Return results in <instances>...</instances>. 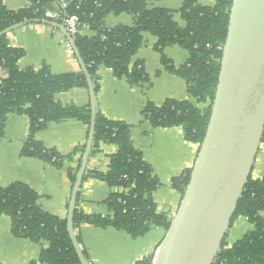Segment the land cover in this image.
<instances>
[{"label": "trees", "instance_id": "trees-1", "mask_svg": "<svg viewBox=\"0 0 264 264\" xmlns=\"http://www.w3.org/2000/svg\"><path fill=\"white\" fill-rule=\"evenodd\" d=\"M28 5L19 10H8L0 0V32L25 20L44 19L62 25L65 16L77 18L78 33L71 37L92 81L98 91L97 70L110 69L115 77L124 78L128 85L147 82L143 63L131 66L132 58L144 45L143 34L157 39L155 51L160 55L162 67L185 81L189 100H166L161 106L146 104L142 114L154 128L180 127L187 142L200 145L209 122L214 100L222 50L227 37L231 0H215L212 7H204L199 0H182L177 12L149 7L152 0H26ZM178 13L184 26L178 25ZM52 14V16H51ZM130 15V27L107 28L108 15ZM84 28L95 31L93 37L80 33ZM7 35L0 37V68L6 77L0 80V136L8 115L26 116L29 121L27 139L21 156L39 159L60 167L63 161L82 156L85 147L76 148L62 156L44 148L35 138L50 123L74 119L90 127L89 108L62 106L55 102V95L74 88L87 89L81 72L55 75L49 69H19L18 61L23 51L8 44ZM179 47L188 53V59L175 67L163 51ZM198 106H201L198 107ZM97 110V107H96ZM130 126L123 122L105 119L98 110L95 118L94 141L91 155L100 144L117 148L109 159L106 173L86 170L83 179L93 178L117 189L105 201L111 216L85 215L79 210L78 200L73 217V227L80 225L113 228L136 239L145 236L151 228L168 230L170 219L160 212L151 195L159 187L151 168L131 142ZM261 143L264 144V130ZM78 169L69 172L74 184ZM190 171L173 178L171 187L183 196ZM38 195L21 183L0 189V216L11 220L12 235L33 244L47 243L39 258L29 264H80L66 231V220L43 212L38 206ZM264 176L254 180L249 176L231 224L245 217L253 226L239 241L228 247L223 240L213 264H264ZM230 224V226H231ZM226 237V236H225ZM84 257L85 254L83 253ZM153 256L137 264H151Z\"/></svg>", "mask_w": 264, "mask_h": 264}, {"label": "crops", "instance_id": "crops-1", "mask_svg": "<svg viewBox=\"0 0 264 264\" xmlns=\"http://www.w3.org/2000/svg\"><path fill=\"white\" fill-rule=\"evenodd\" d=\"M214 3L215 0H199V4L204 7H212ZM3 4L11 11H19L28 5L26 0H3ZM181 5L182 0H152L149 3L151 8L158 7L173 12H177ZM174 20L178 25L184 26L178 13L174 14ZM132 24L133 19L127 14L108 15L105 19L107 28L119 25L130 27ZM80 34L93 37L95 31L84 28ZM6 38L10 47L23 51V57L18 61L21 70H40L46 67L55 75L80 72L72 50L65 46V37L53 28L40 24L26 25L9 33ZM143 38L144 45L132 58L131 66L142 62L147 82L131 86L126 79L115 77L110 69L100 67L97 70L96 107L105 119L130 126L131 142L141 153L159 184L151 195L156 209L167 214L171 221L181 200V194L171 187V181L191 170L199 145L187 142L180 127H152L145 120L142 111L146 104L158 107L166 100L195 102L189 98L185 81L162 67L160 55L154 49L157 39L146 33ZM163 54L175 67L182 66L188 59V53L179 47L166 48ZM5 77L6 72L0 68V80ZM55 102L64 107L75 106L90 110L87 89L74 88L57 94ZM28 128L26 116L10 114L5 120L0 136V189L13 183L24 184L38 195L37 203L43 212L66 220L73 186L69 181V172L79 168L82 156L65 160L60 167L21 156ZM88 133L86 125L74 119H66L50 123L35 138L44 148L66 156L76 148L86 146ZM116 151L114 145L100 144L98 151L90 155L87 170L106 173L109 159ZM255 157L250 176L257 180L264 176L263 143ZM115 192L117 189L110 188L102 181L83 179L77 198L79 210L85 215L111 216L105 201ZM260 216L264 220V212ZM252 230L253 226L249 221L245 217H239L227 231L226 245L232 246ZM75 234L89 264H137L154 256L165 230L153 227L145 236L134 239L123 231L84 224L78 227ZM47 247L48 244L44 242L33 244L14 237L10 218L0 216V264H29L37 260Z\"/></svg>", "mask_w": 264, "mask_h": 264}, {"label": "water", "instance_id": "water-1", "mask_svg": "<svg viewBox=\"0 0 264 264\" xmlns=\"http://www.w3.org/2000/svg\"><path fill=\"white\" fill-rule=\"evenodd\" d=\"M229 9L227 37L206 132L185 192L151 264H213L261 144L264 0H231ZM31 24L53 28L65 37L87 84L91 122L71 190L66 231L79 263L89 264L77 240L73 217L94 141L96 94L73 39L63 25L48 19L25 20L0 32V37Z\"/></svg>", "mask_w": 264, "mask_h": 264}, {"label": "built area", "instance_id": "built-area-1", "mask_svg": "<svg viewBox=\"0 0 264 264\" xmlns=\"http://www.w3.org/2000/svg\"><path fill=\"white\" fill-rule=\"evenodd\" d=\"M77 18L75 16H65V18L63 19V26L66 30V32L69 34V36L73 37V35L78 33L77 30ZM66 47L69 48L71 50V47L69 45V43L66 41L65 43Z\"/></svg>", "mask_w": 264, "mask_h": 264}]
</instances>
